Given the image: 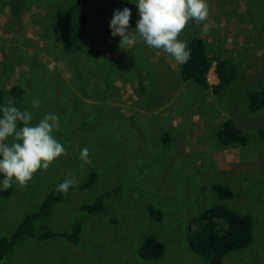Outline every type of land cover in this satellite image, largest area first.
<instances>
[{"label": "rangeland", "instance_id": "1", "mask_svg": "<svg viewBox=\"0 0 264 264\" xmlns=\"http://www.w3.org/2000/svg\"><path fill=\"white\" fill-rule=\"evenodd\" d=\"M71 1L20 0L14 14L13 0H0L4 104L16 88L19 106L33 114L32 124L47 113L58 115L54 136L68 153L35 173L27 187L14 182L0 190V238L35 210L60 178L75 177L78 185L92 169L97 173L90 187L70 189L42 221L52 230L80 222L77 243L25 237L7 264H205L188 245V222L215 203L253 219L251 244L227 254L222 264H264V106L255 112L247 107V91L264 86V0H207V19L190 20L178 37L188 43L199 36L213 58L235 65V79L220 93L182 80L180 63L139 38L138 0H108L106 6L111 14L131 9L129 32L136 36L131 47L121 49L111 35L100 0H89L78 42L104 56L63 45L55 12ZM214 69L215 61L210 84L218 82ZM227 119L247 136L245 144L218 141L216 131ZM85 147L90 164L80 159ZM215 183L230 187L233 197L220 198ZM106 191H112L105 207L115 223L79 210ZM150 207L162 211L161 223H155ZM149 234L166 249L145 260L138 246Z\"/></svg>", "mask_w": 264, "mask_h": 264}, {"label": "trees", "instance_id": "2", "mask_svg": "<svg viewBox=\"0 0 264 264\" xmlns=\"http://www.w3.org/2000/svg\"><path fill=\"white\" fill-rule=\"evenodd\" d=\"M101 11L110 21L113 14L106 10L108 0H100ZM20 8V0H13L12 12L16 14ZM55 16L61 19L59 29L60 40L65 46H78L80 50L91 57H102V50H83L79 45V39L89 18V0H72L65 9H59ZM116 40H121L120 36H115ZM77 44V45H76ZM190 49V59L186 63H180V76L184 81H193L203 89H211L215 93L222 92L236 77L235 65L221 56L213 58L207 49L206 42L199 36L192 37L188 43ZM215 61L214 72L218 82L210 84L208 72ZM9 99L13 100L15 106H19L20 91L16 88L9 93ZM247 107L250 111L261 110L264 106V86L259 89L247 91ZM5 97L0 87V108L5 107ZM2 117V112H0ZM22 126V124H21ZM218 141L227 146L231 144H245L247 136L242 130L235 126L229 119L224 120L216 131ZM0 178L4 179V174L0 173ZM67 177L60 178L43 197L38 207L27 213L16 228L8 235L0 238V264L8 263V255L25 237H32L40 241L64 237L72 244H76L81 232L80 222L74 223L69 230H52L42 225L54 207L60 202L64 194L56 192L55 186L62 183ZM97 179L95 170H91L85 180L80 184H75L70 189L77 186L79 188L90 187ZM213 189L222 199H230L234 192L230 187L221 183H215ZM112 194L106 191L99 194L92 202L82 203L79 210L89 215L106 216L110 222L114 218L109 216L105 200ZM150 215L155 223L159 224L163 220V213L160 209L149 208ZM253 240V219L250 214L239 213L228 207L224 203H215L204 208L197 216L190 218L188 222L187 242L190 249L205 259V264H222V259L229 253L245 248ZM165 245L154 235L149 234L142 238L138 246V255L145 260L157 259L164 255Z\"/></svg>", "mask_w": 264, "mask_h": 264}, {"label": "clouds", "instance_id": "3", "mask_svg": "<svg viewBox=\"0 0 264 264\" xmlns=\"http://www.w3.org/2000/svg\"><path fill=\"white\" fill-rule=\"evenodd\" d=\"M140 18L136 33L147 46L162 50L178 64L190 59L187 42L178 39L188 22L197 24L205 21L209 15L207 0H138ZM131 9L114 10L110 20L113 37L120 36V48L131 47L136 36L130 35ZM34 108L40 107V101H32ZM0 173L4 179L0 190L13 188L15 182L19 187H27L39 170H47L61 155H67L66 148L58 142L54 132L60 130L59 117L53 113L45 114L36 124H32L33 114L21 110L9 99L7 106L0 108ZM22 124V126H21ZM84 163H91L87 147L80 152ZM77 183L75 177L66 178L55 186V191L67 194Z\"/></svg>", "mask_w": 264, "mask_h": 264}]
</instances>
